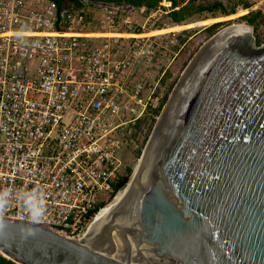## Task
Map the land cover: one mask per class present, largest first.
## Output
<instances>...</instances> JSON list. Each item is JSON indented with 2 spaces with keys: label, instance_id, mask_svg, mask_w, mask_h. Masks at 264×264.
<instances>
[{
  "label": "water",
  "instance_id": "obj_1",
  "mask_svg": "<svg viewBox=\"0 0 264 264\" xmlns=\"http://www.w3.org/2000/svg\"><path fill=\"white\" fill-rule=\"evenodd\" d=\"M254 41L251 28L232 25L197 51L131 183L83 241L2 218L3 257L16 264H264V45Z\"/></svg>",
  "mask_w": 264,
  "mask_h": 264
},
{
  "label": "built area",
  "instance_id": "obj_2",
  "mask_svg": "<svg viewBox=\"0 0 264 264\" xmlns=\"http://www.w3.org/2000/svg\"><path fill=\"white\" fill-rule=\"evenodd\" d=\"M89 6L0 0L2 218L32 222L22 200L35 192L46 209L39 224L73 240L117 194L127 128L159 106L158 82L146 83L160 39L150 34L175 25L166 1Z\"/></svg>",
  "mask_w": 264,
  "mask_h": 264
},
{
  "label": "rangeland",
  "instance_id": "obj_3",
  "mask_svg": "<svg viewBox=\"0 0 264 264\" xmlns=\"http://www.w3.org/2000/svg\"><path fill=\"white\" fill-rule=\"evenodd\" d=\"M261 1L262 0H177L180 6L192 4L196 7L219 3L225 11H203L201 13H196L180 24H175L173 26L175 30V42H171L167 39L170 37L168 32L160 34V39L157 42L156 60L154 61V65L148 69V75L146 77L147 87L149 88H153L158 82L154 94L159 98V104L165 95H167L166 101L168 100L169 95L178 83L183 71L197 51L209 38L224 28L233 24H244L249 26L252 29L255 45L257 47L264 45V23H260L255 30L242 19V16L249 12L264 10V6L259 5ZM122 7L127 6L123 4ZM92 8V6H89L88 10ZM231 15L234 16L227 18V16ZM215 23H220L221 25L213 29L212 32L205 31L207 27ZM96 42L99 43L100 40H96ZM161 110L158 115L154 116L153 121L151 120L152 117L147 115L139 119L133 126L127 128V130L129 128L131 129L129 138L132 142L122 154V164L119 168V174L127 176L128 180L133 172L134 165L139 161L150 138ZM127 169H129L130 172H127Z\"/></svg>",
  "mask_w": 264,
  "mask_h": 264
},
{
  "label": "trees",
  "instance_id": "obj_4",
  "mask_svg": "<svg viewBox=\"0 0 264 264\" xmlns=\"http://www.w3.org/2000/svg\"><path fill=\"white\" fill-rule=\"evenodd\" d=\"M53 2L56 3L57 7H62L64 0H52ZM75 1V0H73ZM90 3L92 2H97V3H106L115 7H122V5L126 6H132L133 8H138L141 6H145L146 8H156L161 5L163 1H166L169 3V18L171 22L174 24H180L182 21L189 19L196 13H201L203 11H208V12H214L215 10H221L225 11L224 8L222 7L221 4L219 3H213L211 5H205V6H196L194 7L192 4H186L184 6H180L177 2V0H87ZM92 7H96L92 4H90ZM226 13V12H224ZM234 15L227 16V18H231ZM242 19L245 20V22L252 26L255 30L257 29L258 25L260 23H264V15L260 11L257 12H249L242 16ZM221 25L220 23H215L212 24L211 26L207 27L205 31L207 32H212L213 29ZM212 34V33H211ZM167 95H165L157 109L155 110H148L149 117H152V121L154 120V116L158 115L160 110L162 109L163 105L166 102ZM138 161V160H137ZM137 164V162H136ZM136 164L133 167V170L136 166ZM127 172H130L129 169H127ZM128 182V177L127 176H122L121 174L119 175V179L117 182L114 184V194H116L119 190H121L126 183ZM113 194V195H114ZM0 264H16L12 262L11 260L7 259L6 257H3L0 255Z\"/></svg>",
  "mask_w": 264,
  "mask_h": 264
},
{
  "label": "clouds",
  "instance_id": "obj_5",
  "mask_svg": "<svg viewBox=\"0 0 264 264\" xmlns=\"http://www.w3.org/2000/svg\"><path fill=\"white\" fill-rule=\"evenodd\" d=\"M9 200L10 194L7 191L0 192V222H2L5 209L9 206ZM22 204L28 211L29 218L33 223L43 222L46 209L44 208V200L39 198L37 193L26 194Z\"/></svg>",
  "mask_w": 264,
  "mask_h": 264
},
{
  "label": "bare ground",
  "instance_id": "obj_6",
  "mask_svg": "<svg viewBox=\"0 0 264 264\" xmlns=\"http://www.w3.org/2000/svg\"><path fill=\"white\" fill-rule=\"evenodd\" d=\"M233 25H244V24H233ZM230 26H232V25H230ZM244 26H246V25H244ZM228 27H229V26H228ZM247 27H249V26H247ZM249 28H250V27H249ZM172 30H174V28L163 29V30H159V31H157V32H153V33H151L150 35L164 34V33H166V32H170V31H172ZM174 31H175V30H174ZM171 94H172V93H171ZM171 94L169 95L168 100H169ZM168 100H167V102H168ZM167 102H166V103H167ZM165 107H166V106H165ZM165 107H163V109H162V111H161V113H160V115H159V117H158V120H157V122H156V125H155V127H154V129H153V131H152V133H151V135H150V138H149V140H148V142H147V144H146V146H145V148H144V150H143V152H142V156H143V154H144V152H145V149H146V147H147V145H148V143H149V141H150V139H151V137H152V135H153V133H154V130H155V128H156V126H157V124H158V122H159V120H160V117H161V115H162V113H163ZM142 156H140V159H139V161L137 162V164H136V166H135V168H134V170H133V172H132V174H131V176H130V179L128 180V182L126 183V185H125L121 190H119V191L117 192V194L115 195V197L113 198V200H112L111 202H109L107 205H105V206H104V207H103V208H102V209H101V210H100V211H99V212L93 217V219H92L91 222L89 223V225H88L86 231L84 232V235H83L82 238L80 239L81 241H83V238H84V236H85V234H86L88 228L91 226V224L94 222V220H95L100 214H102L104 211H106L108 208H110L111 206H113V204L119 199V197H120V196L123 194V192L126 190V188L128 187V185L131 183V181H132V179H133V176H134V174H135V172H136V169H137V167H138V165H139V162H140Z\"/></svg>",
  "mask_w": 264,
  "mask_h": 264
},
{
  "label": "flooded vegetation",
  "instance_id": "obj_7",
  "mask_svg": "<svg viewBox=\"0 0 264 264\" xmlns=\"http://www.w3.org/2000/svg\"><path fill=\"white\" fill-rule=\"evenodd\" d=\"M63 4L66 5L69 10H76L83 8V6L86 4L89 5L91 3L87 0H64Z\"/></svg>",
  "mask_w": 264,
  "mask_h": 264
}]
</instances>
